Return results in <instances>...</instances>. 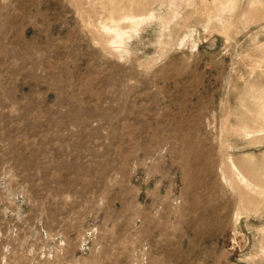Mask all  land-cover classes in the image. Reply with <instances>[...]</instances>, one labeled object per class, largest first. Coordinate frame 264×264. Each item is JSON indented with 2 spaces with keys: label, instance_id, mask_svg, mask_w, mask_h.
Instances as JSON below:
<instances>
[{
  "label": "rangeland",
  "instance_id": "obj_1",
  "mask_svg": "<svg viewBox=\"0 0 264 264\" xmlns=\"http://www.w3.org/2000/svg\"><path fill=\"white\" fill-rule=\"evenodd\" d=\"M0 264H264V0H0Z\"/></svg>",
  "mask_w": 264,
  "mask_h": 264
}]
</instances>
